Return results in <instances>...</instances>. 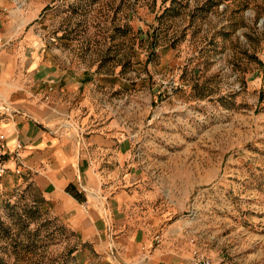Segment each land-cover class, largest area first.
Instances as JSON below:
<instances>
[{
  "label": "rangeland",
  "instance_id": "1",
  "mask_svg": "<svg viewBox=\"0 0 264 264\" xmlns=\"http://www.w3.org/2000/svg\"><path fill=\"white\" fill-rule=\"evenodd\" d=\"M16 2L38 11L48 73L82 76L96 113L129 123L149 198L217 261L264 264V0ZM21 165L0 174V264H113Z\"/></svg>",
  "mask_w": 264,
  "mask_h": 264
},
{
  "label": "crops",
  "instance_id": "2",
  "mask_svg": "<svg viewBox=\"0 0 264 264\" xmlns=\"http://www.w3.org/2000/svg\"><path fill=\"white\" fill-rule=\"evenodd\" d=\"M16 7V0H0L5 167L20 162L83 242L113 264H190L195 250L217 261L199 224L169 216L160 198H149L144 174L131 167L145 152L129 123L105 120L104 108L96 113L94 97L102 94L83 87L82 76L48 73L38 11Z\"/></svg>",
  "mask_w": 264,
  "mask_h": 264
},
{
  "label": "built area",
  "instance_id": "3",
  "mask_svg": "<svg viewBox=\"0 0 264 264\" xmlns=\"http://www.w3.org/2000/svg\"><path fill=\"white\" fill-rule=\"evenodd\" d=\"M17 148H21V144H18ZM3 156H5V140L2 136H0V160H3ZM18 157V154L17 156ZM19 159V158H18ZM5 166L0 167V174L5 171ZM190 264H223L222 262L213 260L212 257L200 253L198 250H195L193 253V259Z\"/></svg>",
  "mask_w": 264,
  "mask_h": 264
},
{
  "label": "trees",
  "instance_id": "4",
  "mask_svg": "<svg viewBox=\"0 0 264 264\" xmlns=\"http://www.w3.org/2000/svg\"><path fill=\"white\" fill-rule=\"evenodd\" d=\"M0 260H1V258H0Z\"/></svg>",
  "mask_w": 264,
  "mask_h": 264
}]
</instances>
